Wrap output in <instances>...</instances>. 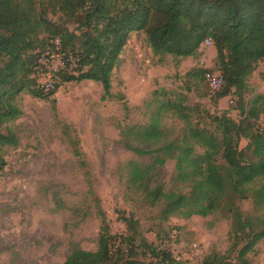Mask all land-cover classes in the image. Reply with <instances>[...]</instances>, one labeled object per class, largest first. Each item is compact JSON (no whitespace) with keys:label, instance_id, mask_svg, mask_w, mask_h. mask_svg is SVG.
I'll return each instance as SVG.
<instances>
[{"label":"rangeland","instance_id":"obj_1","mask_svg":"<svg viewBox=\"0 0 264 264\" xmlns=\"http://www.w3.org/2000/svg\"><path fill=\"white\" fill-rule=\"evenodd\" d=\"M69 27L74 30L78 24ZM214 52L215 47L202 46L195 57L156 56L145 32H132L112 73L110 98L102 99L99 83H65L60 78L56 93L50 96L36 98L26 91L16 95L13 102L22 114L0 127L1 133L11 129L19 140L17 147H5L0 154L6 161L0 169V264H63L75 249L96 251L103 221L116 238L112 247L121 236L137 232L138 244L145 238L157 252H170L182 264H203L213 253L227 256L232 245L227 219L216 214L164 221L160 217L163 203L152 205L130 182L132 167L139 165L149 171L152 188L190 191L188 184L176 180L175 160L160 164L161 154L136 152L153 151L185 134L182 120L159 112L167 98L159 93L185 96L193 123L201 121V127H210L207 115L226 112L235 121L241 118L236 98L219 99L221 90L213 91L203 79L198 80L201 70L220 73ZM43 62L45 71L36 74L40 86L58 68L57 61ZM249 86L246 101L264 95L263 64L250 77ZM156 118L163 139L144 142L142 128ZM247 144L242 140L240 149ZM242 157L252 159L246 152ZM241 207L252 212V200L241 202ZM130 218L139 225H131ZM124 248L129 249L126 244ZM143 251L136 252L151 260L150 252ZM249 258L264 264V240ZM226 262L235 264V255Z\"/></svg>","mask_w":264,"mask_h":264},{"label":"trees","instance_id":"obj_2","mask_svg":"<svg viewBox=\"0 0 264 264\" xmlns=\"http://www.w3.org/2000/svg\"><path fill=\"white\" fill-rule=\"evenodd\" d=\"M73 23L78 27L71 30ZM132 32H145L154 55L174 58L195 57L211 40L217 69L225 81L218 98H236L235 109L241 118L235 121L226 112L207 115L212 123L201 127V121L193 123L185 96L159 93L167 97L159 112L182 120L185 134L153 151L136 152L161 154L160 164L175 160L176 180L188 184L190 191L152 188L149 171L139 165L132 167L131 185L152 205L163 203L160 217L164 221L219 214L230 222L228 255L213 253L203 264H232L226 262L232 254L235 264H254L249 255L264 240V95L248 101L245 95L250 77L259 64L264 65V0H0V127L21 116L13 102L16 95L26 91L43 98L56 93L60 81L46 92L36 77L43 70L40 58L56 48V41L76 64L72 70L58 72V80L99 83L104 90L102 99L110 98L112 73ZM205 72L198 71L200 82ZM142 135L144 142H161L160 121L152 120L142 128ZM242 140L248 141L244 149H240ZM18 145L11 129L0 132V154L3 148ZM244 152L252 156L251 161L243 160ZM5 165L0 155V169ZM247 200H252V212L241 207ZM129 222L139 225L132 218ZM102 225L98 249H75L63 264H182L170 252H157L145 238L138 244L137 232L121 236L120 246L112 252L116 238L104 221ZM125 244L129 249H122ZM139 248L143 254L149 251L151 260L140 258ZM123 253H128L126 258H119Z\"/></svg>","mask_w":264,"mask_h":264},{"label":"built area","instance_id":"obj_3","mask_svg":"<svg viewBox=\"0 0 264 264\" xmlns=\"http://www.w3.org/2000/svg\"><path fill=\"white\" fill-rule=\"evenodd\" d=\"M56 48L53 51H47L45 54L42 55L40 64L43 67L42 71H45L46 63L43 62L44 59L52 60L58 62V68L56 70L50 71L47 75L48 78L41 84V88L44 89L46 92H50L54 86L57 84V74L60 71L66 69H74L76 67L75 60L72 56H67L66 54L62 53L59 41H56ZM203 47H214V44L211 40H207L203 45ZM57 54V56H55ZM46 73V72H45ZM46 75V76H47ZM204 81L208 85V87L213 91H219L225 84L224 78L221 73H216L213 71H206L204 74ZM120 246V242L117 243L116 246H111V251L115 252L117 248ZM197 246H193L192 249L196 248ZM176 259V258H175ZM176 261H179L176 259Z\"/></svg>","mask_w":264,"mask_h":264},{"label":"crops","instance_id":"obj_4","mask_svg":"<svg viewBox=\"0 0 264 264\" xmlns=\"http://www.w3.org/2000/svg\"><path fill=\"white\" fill-rule=\"evenodd\" d=\"M201 51V50H200ZM214 55L216 56V50H215V52H214Z\"/></svg>","mask_w":264,"mask_h":264}]
</instances>
